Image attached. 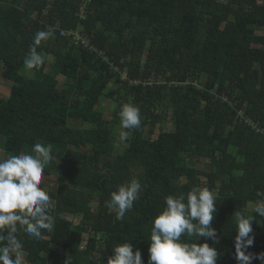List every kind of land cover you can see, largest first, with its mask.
Instances as JSON below:
<instances>
[{"label":"trees","instance_id":"16d2710c","mask_svg":"<svg viewBox=\"0 0 264 264\" xmlns=\"http://www.w3.org/2000/svg\"><path fill=\"white\" fill-rule=\"evenodd\" d=\"M257 30L264 31V0H0V85H11L8 97L0 92V145L8 157L50 144L56 165L45 174L54 170L63 181L45 190L53 229L38 240L17 233L24 264H108L111 247L125 242L148 264L165 197L194 186L218 195L217 264H238L235 211L256 219L247 251L264 253V217L249 207L264 198L257 196L264 192V35ZM38 31L53 36L38 49L44 64L27 73ZM103 98L118 112L124 103L138 106L141 127L118 126L114 136L97 110ZM169 115L174 130L153 138ZM200 159L210 172L187 163ZM132 178L143 191L117 221L105 201ZM77 216L78 225L68 219ZM205 242L213 246L198 241Z\"/></svg>","mask_w":264,"mask_h":264},{"label":"clouds","instance_id":"9594fccd","mask_svg":"<svg viewBox=\"0 0 264 264\" xmlns=\"http://www.w3.org/2000/svg\"><path fill=\"white\" fill-rule=\"evenodd\" d=\"M53 36L49 31L36 32L24 58L28 70H38L44 56L38 49L42 42ZM120 127L136 130L141 127L138 106L124 103L118 112ZM128 132H121L119 141L128 140ZM119 146V145H118ZM55 156L50 144L39 142L30 153H20L0 158V264H24V246L17 233L23 231L31 239H40L44 231L53 229L50 214V195L42 187L45 169L54 166ZM143 185L137 178L120 184L111 192L105 207L115 212V219L123 221L125 214L140 199ZM264 197V192H257ZM218 195L209 187L194 186L187 195H168L165 207L152 221L148 264H217L220 253L214 246L219 243L212 221L217 214ZM253 211L264 217V198L255 202ZM235 259L238 264H251L254 259L264 261V253L253 254L247 249L253 245V216L235 211ZM183 237V239H182ZM201 238L211 239L213 246ZM195 240V242H192ZM113 255L108 264H144L139 249L132 243L111 247ZM65 264H69L66 260Z\"/></svg>","mask_w":264,"mask_h":264},{"label":"rangeland","instance_id":"374dc122","mask_svg":"<svg viewBox=\"0 0 264 264\" xmlns=\"http://www.w3.org/2000/svg\"><path fill=\"white\" fill-rule=\"evenodd\" d=\"M26 69V68H25ZM1 66H0V75H1ZM26 72L29 73L28 69H26ZM1 80V78H0ZM61 84L59 85L60 87H62V83L64 84L65 80L62 78L61 79ZM0 92L2 96L8 97V95L10 94V83H6L5 84H1L0 85ZM223 99H227V98H223ZM161 109V108H160ZM97 110L99 112H101L103 114V118L104 120L107 122V126L108 128L112 131L113 135L115 136L117 134V132L120 130L119 129V117L115 116L116 114H118V111L116 110V105L114 104L113 101L108 100V99H101L98 103L97 106ZM168 121L158 125L155 129V133L153 134V138H155L158 134H160L161 132H172L174 130L173 124H172V116L169 115L168 117H166ZM70 125L71 127H77L80 128L81 125L78 122H73L70 121ZM83 129H91L93 127H95L94 125H89V124H82ZM0 143H1V138H0ZM117 144H122V146L124 147L126 145L125 142H120L119 140L117 141ZM119 149V146L117 145L115 148L114 153H117ZM78 150L80 151H84L82 148H79ZM0 158H7L6 154H4V151L0 145ZM187 163L194 167L197 168L198 170H201L203 172H210L212 170V167L210 166V162L207 159H200V160H188ZM44 177L42 179V187L44 188V190L49 191V192H54L56 191L58 185H60L63 181L62 179H60L57 175V173L54 170L50 171V174H45L44 173ZM53 201L50 200V207L53 208ZM252 212V211H250ZM68 218V217H66ZM68 219H72L73 222L75 223V225L79 224V220L80 217H71Z\"/></svg>","mask_w":264,"mask_h":264},{"label":"built area","instance_id":"2783aa9c","mask_svg":"<svg viewBox=\"0 0 264 264\" xmlns=\"http://www.w3.org/2000/svg\"><path fill=\"white\" fill-rule=\"evenodd\" d=\"M224 101H227V99H223ZM249 123V121H246V124H248ZM249 125H251L252 127H253V129H255L257 132H263V130L262 129H260V128H258L257 127V125L256 124H249Z\"/></svg>","mask_w":264,"mask_h":264},{"label":"crops","instance_id":"0c3cea01","mask_svg":"<svg viewBox=\"0 0 264 264\" xmlns=\"http://www.w3.org/2000/svg\"><path fill=\"white\" fill-rule=\"evenodd\" d=\"M262 1V0H261ZM257 34H259V35H264V31L263 30H257ZM250 210L252 209V208H254V204H250Z\"/></svg>","mask_w":264,"mask_h":264}]
</instances>
